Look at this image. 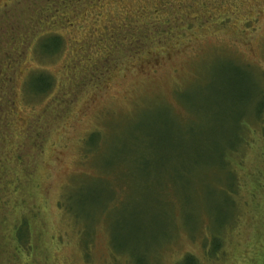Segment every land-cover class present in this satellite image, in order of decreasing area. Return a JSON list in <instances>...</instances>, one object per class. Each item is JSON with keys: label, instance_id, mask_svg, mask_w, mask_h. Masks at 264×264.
<instances>
[{"label": "rangeland", "instance_id": "rangeland-1", "mask_svg": "<svg viewBox=\"0 0 264 264\" xmlns=\"http://www.w3.org/2000/svg\"><path fill=\"white\" fill-rule=\"evenodd\" d=\"M90 1L0 0V264H140V253L148 264L185 253L264 264V107L253 120L264 106V0ZM150 3L159 23L134 27L149 37L96 59L93 42L124 17L145 24ZM48 31L65 41L56 56L44 52L53 35L39 37ZM48 74L55 86L42 94ZM243 120L250 143L232 153V179L222 151L238 145ZM94 130L90 157L82 145ZM231 179L225 259L207 260V220L195 233L187 223L194 209L223 218ZM66 193L85 226L58 207ZM21 218L28 257L13 239Z\"/></svg>", "mask_w": 264, "mask_h": 264}, {"label": "trees", "instance_id": "trees-1", "mask_svg": "<svg viewBox=\"0 0 264 264\" xmlns=\"http://www.w3.org/2000/svg\"><path fill=\"white\" fill-rule=\"evenodd\" d=\"M95 1L97 0H91L90 4L93 5L95 3ZM79 3H82V0H79ZM151 4V3H150ZM86 6V5H85ZM146 12V14L151 16L149 17V19H147V21L145 22V24H142L141 21H144V16L138 14V17H135V19L130 20L127 19L126 17L125 20L126 22H124L122 25L125 24L126 29H129V33H122V30L124 32V28H120L118 29V31L115 33V35H111L108 36L106 35L108 32H105V34H101L100 37L105 38L104 42L105 44L103 46H101L103 44V42H93L94 47L97 49L95 52L94 57L98 60H102L104 61L107 57L111 56L112 51L111 49L114 46H118L120 43L124 44L126 41H128L131 44H136V41H140V39H146L147 36L149 37V33H143L138 31V28H134L135 26L138 27V25H143L145 27H147L149 25V23L151 22V20L154 22V25L158 24L160 21V15H157V9L154 8V4L151 5H146L143 7ZM145 14V15H146ZM60 16H63V14H61ZM154 17V18H153ZM55 20L56 22V17H52L51 20ZM119 18H122L119 16ZM151 18V20H150ZM64 20L66 22H69L68 24H73L72 20L69 19V17L64 16ZM135 22V23H134ZM150 26V25H149ZM148 29V28H147ZM146 28L143 30H147ZM149 32V30H148ZM54 33H51V31H48L46 33H43L41 36H39L40 38L42 37H46L48 35H53ZM107 36H108V40L107 41ZM119 38V39H118ZM49 39H54L55 41V45L53 48H51L50 46L45 47L46 49L44 50V52L46 53V55H58L60 54V52L63 51V47L65 46V41L62 38V35L58 32V35H53L51 36ZM121 40V41H120ZM89 45V44H88ZM109 46V47H108ZM143 49L141 47V45L138 46L137 52H141ZM85 56V60H80L78 61L79 64L78 66H75V70L77 71H83L85 70V65L89 62V60L91 59V57H87ZM84 61V62H83ZM80 69V70H79ZM73 70V68L71 69ZM74 70V72H76ZM41 72V71H39ZM43 73L38 74L39 76L36 77V79H41L43 80L41 77H43V75L45 74L44 71H42ZM38 73V72H36ZM34 73V74H36ZM34 74H32L31 76H34ZM35 79V80H36ZM44 80L43 82L46 83V85H44V90H42V94H49L52 92L54 86H55V82L53 80V78L48 74V77L44 76ZM263 107H261V109L258 111L257 116L255 119V121H257V124H261L262 123V110ZM245 120L242 121V123L240 124L241 126V130L243 129L242 134L240 135V138H237V144L236 146H228L224 151H222L223 153V159L224 161L227 162V166H228V172L229 174L232 176L233 179V174L231 172V158H232V153L234 154L237 150L239 151V147L241 145H245L250 143L249 139H248V134L247 132H244L245 128H248V130H250V125L249 123L247 124V121L244 122ZM244 125V127H243ZM243 127V128H242ZM252 132V129H251ZM97 133H100L98 130H94L91 131L84 139H83V145H82V150L84 152H86L87 154H89V156L91 157V155H93V150L88 148V144L90 141H93L95 136H97ZM89 157V158H90ZM91 176V175H89ZM88 174H85L83 177V179H87ZM232 179H231V183H232ZM233 186V183L227 187V192L226 195H229V200L228 203L226 204V207L229 209V211L225 214V216L222 218V216H220V218H214L213 214L210 215L209 212L207 210H197L194 209V213L195 215H197L198 213V217H193L191 220H189V222L187 223V230L192 231L193 233H195L196 230H193L195 228V226H198L199 224H201V222L206 219V226L203 225L205 228L204 230V235L201 237L200 241H201V246L203 245V253L204 256L207 260H218V259H225V255H226V250H225V236H224V231L225 229H223L224 225L226 222L231 221L234 219L233 217V213H234V209L236 208V203L233 200V194L230 193L231 187ZM69 193H66V199H65V203L63 202H59L58 207L62 210H64L67 214H69V216H72L74 219H76L77 221L81 222V225L85 226L83 224V220L81 219V215L79 214V212L69 204V199L68 196ZM147 199H143L142 200V204L143 202H145ZM137 203V202H136ZM175 213L177 215V211L179 209V207H175ZM178 208V209H177ZM218 213V212H217ZM220 215H222V213L220 212ZM172 224L173 228L171 230L176 231V229L178 228L176 225V218L172 217ZM208 230V233H207ZM139 234V232H137ZM13 239L15 241L16 247H17V251L20 252V254H23L25 256H30L31 254V250H32V246H31V232H30V227H29V223L27 222V220L25 218H21L20 221L18 222L17 226L14 229V236ZM83 243L86 244L87 241L83 240ZM166 245V244H165ZM162 245V246H165ZM140 255V264H148L146 263V260L142 253L139 254ZM216 260V261H217ZM174 264H202L201 261H199V259L193 254V253H185L182 256H179V258L175 261Z\"/></svg>", "mask_w": 264, "mask_h": 264}]
</instances>
